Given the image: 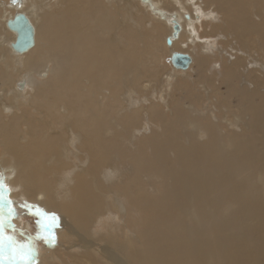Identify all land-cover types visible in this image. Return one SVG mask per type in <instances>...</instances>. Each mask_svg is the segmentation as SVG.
Wrapping results in <instances>:
<instances>
[{
  "label": "bare ground",
  "instance_id": "6f19581e",
  "mask_svg": "<svg viewBox=\"0 0 264 264\" xmlns=\"http://www.w3.org/2000/svg\"><path fill=\"white\" fill-rule=\"evenodd\" d=\"M42 1L0 0V87L16 103L0 106V193L8 211L24 198L52 214V224L85 248L65 264H100L90 250L98 242L120 246H100L106 264H264V0H149L142 4H155L163 20L147 13V22L137 0H64L59 15ZM195 2L209 20L201 49L190 55L196 79L163 108L151 101L156 68L140 76L138 45L147 41L150 59L188 53ZM14 11L35 29L25 55L11 48L6 22ZM172 19L181 31L167 49L160 41L171 36ZM163 24L167 36L158 35ZM212 39L224 40L218 46L227 57L213 53ZM122 177L129 183L120 184ZM105 217L111 232L122 224L108 241L103 231L95 235ZM19 225V218L0 223V236L31 249ZM128 228L138 243L122 238Z\"/></svg>",
  "mask_w": 264,
  "mask_h": 264
},
{
  "label": "rangeland",
  "instance_id": "374dc122",
  "mask_svg": "<svg viewBox=\"0 0 264 264\" xmlns=\"http://www.w3.org/2000/svg\"><path fill=\"white\" fill-rule=\"evenodd\" d=\"M44 1L39 2V3H40L41 6H45L44 7V8H46L45 11H47V13H49V14L57 13L56 15H59V14H61V11H63L66 8L65 3L63 2L64 0H46L45 3H44ZM129 1H131V0H129ZM193 1H196V0H193ZM9 2L12 3V2H14V0H9ZM62 2L64 3V5L62 4ZM136 2L137 3L139 2V4H138L139 6L138 5L136 6V4H135ZM42 3H43V5H42ZM135 3H134L135 4L134 7L137 8V11L139 12L138 14L141 15V13H142L141 17H144L146 22L149 20L147 13L149 15H154V16L156 14L158 16L161 14L160 12L157 13L158 8L155 7L156 6L155 4L152 5L150 8H148L147 6L143 5L140 2V0L135 1ZM113 4H115V2H113ZM195 5L199 8V10H198L199 13H198V17L194 21L195 23L193 24L194 33H193V36L191 38V36L189 34L191 31L189 33L187 32L188 34H186V38H185L187 40V42L189 43V46H187V48H188L187 52L188 53H186L189 56L191 55V51L196 47V45H197V47L198 46L200 47L199 44H203V39L204 40L206 39L205 35L203 33L204 32L203 24L206 23V22H209V20L207 19L208 16L206 15V12L202 9V4L198 3V2H195ZM119 7H120V5H119ZM121 7L124 8V6H122V5H121ZM122 8H120V10L124 11ZM147 8H148V10H147ZM155 8H157V9H155ZM14 10H16V9H14ZM207 10H209V9H207ZM17 11H14V12L18 13ZM14 12H12V13H14ZM42 12H43V10H41V12H40L41 16H40V13H36L39 16H37L36 14H35L36 16L33 15V20L32 21H34L33 23L35 25H37L38 22H39V19H37V18H41L42 17ZM144 12H145V15H144ZM126 13H128V12H126ZM130 13H133V12H130ZM133 14L135 16V13H133ZM161 20H163V17H162ZM123 22H125V20H123ZM134 22L135 21H133L131 23H134ZM33 23H31V24L33 25ZM149 23H151V22H149ZM168 33L169 32H168L166 26L164 24L161 25L160 28H159L158 35L167 36ZM12 35L13 34H11L10 36L12 37ZM201 36H204V38L201 37ZM191 40L193 41V44H191ZM212 41H213V39L211 40V43L214 44V46H215L213 48V53L217 54L218 56H220V55L226 56L224 54V52L227 54V51L224 50L223 52H221L220 46H218V42H220V41L224 42V40H220V41L217 40V42H212ZM116 42H118L120 44H123V40L120 39V38L116 39ZM143 42H144L145 45L143 43L138 45V47L140 46L138 48V51L139 52L143 51L145 53L144 55H142L140 57V59L142 58L141 61H143L145 63L143 66H141V68L143 70L141 73H143V74H140V76L148 74L149 73L148 71H153L156 68V70H157V76L156 77L157 78H155V79H153L151 81H152V83H155L157 85L156 90H158V92H157V95H155V97H153L154 100L151 99V101H155V102L159 103L161 106H163V108H170L174 103H176V97H177V99L180 97V100H181V98H182V95H181L182 86L184 84H187L186 87L189 88L190 87L189 85H191L192 81L194 79H196V76L194 75L193 72H194L195 69H197V67L192 62L191 68H187L186 70L175 69L171 65V62L168 60L169 56L168 57L167 56L164 57L162 54H158V55L155 56V58L152 57L150 59V55H149L150 54L149 53L150 47L148 46L147 41H143ZM160 42L163 43L165 45V47L167 48V46L165 44V41L162 40V38H161ZM167 49H170V48H167ZM200 49H201V47H200ZM234 54H236V51H234ZM240 54H241V52H240ZM23 55H25V54H23ZM232 56H233V54H231V57ZM231 57L228 58L230 61H232ZM152 59L155 60L156 67L153 66V64H150V63L148 64V62H150V60H152ZM200 59H201V57H200ZM146 60H147V62H146ZM206 64H207V62L204 63V65L201 66V68L203 70L205 69V67H206L205 65ZM147 65H148V67H147ZM221 68H222V63H219L218 67H212L209 71L211 73H215V72H218V69H221ZM49 69H51V65L50 64H49ZM208 69H209V67H206V70H208ZM185 73H186L187 76H186V79L183 80L182 75H185ZM216 79H219V78H216ZM0 81H2V80H0ZM2 82H4V81H2ZM24 87H25V85L23 83H19V89L22 90ZM3 89H4V91H3ZM25 89L26 88H24L23 90H25ZM5 90H6L5 87H3V88H2V86L0 87V93L2 94V95L0 94V106H1V108H3V106H9V105L13 106L14 104H16L15 102H13V100L9 101L8 98L5 97V94H7V93H5ZM26 94H28L30 96V98H31L32 95H30L29 92L26 93ZM26 94H24V95L26 96ZM22 104H24V103H22ZM143 104H146V103H142V105ZM214 104H215V102L213 103V105ZM150 105H151L150 103L146 104L147 111L151 110V107H149ZM29 109H30V111H29L30 114H34V116H35V112L36 111L35 112L31 111L30 107H29ZM42 117H43V115H42ZM144 129L147 130L146 128H144ZM120 181H121L120 184H122V183L128 184L129 183L128 178H125V177H122V179H120ZM120 181H117L115 184H117V183L119 184ZM151 183L153 185L148 183L147 192L152 190V188L154 186V182H151ZM1 194H3V193L2 192L0 193V223H2V224L11 223L12 219L16 220L17 218H19V224L20 225L19 226H15V227H17V228L19 227L18 229L22 230L21 232L23 233L25 238L27 237L26 239L31 244V250H32L31 251L32 252L31 260L33 261L34 264H42L41 261H43V260H45L44 264H65V261H64L65 260V256H67V257H69L70 255L78 256L80 253L85 251V250H83V249H85L83 247V245L79 243V241L76 239V237L70 231H66L64 229H59V227H55L52 224V222L49 219V217L52 214H49V212L46 211L44 208H42L40 206H37V205H35L33 203L27 202V200H25L24 198H19L20 200L18 199L16 201L17 204L18 203L19 204L14 206L13 207L14 209L11 212V211H8V207L5 205L6 201H8L9 199L4 194L3 195H1ZM111 199H113V200L115 199L116 200L117 199L116 195H113L111 197ZM145 219H144L143 227L146 226L147 224H149V220L151 218H148V216H146ZM134 221H135V219H132L130 221V224H134ZM116 222H119V220L116 221ZM121 228H122V224H120L119 226L117 225L114 228V231L111 232L110 229H113V226H112V223H111V218L105 217L104 221L97 227L98 231L96 232L95 235H101V234L104 233V235L106 236L105 238H107V241H108L110 238L114 237L113 236L115 234L114 232L116 230H120ZM101 231H103V233ZM125 232H126V234H124L123 237H122L121 234H119L118 236H121L125 240L129 239V240L132 241V243L133 242L136 243V241L138 243V240H137L138 238L135 237V235H136L135 230L131 231V229L128 228ZM18 235L20 236L19 233H18ZM97 242L98 241H96L95 243H97ZM98 244L100 246L106 245V246H110L112 248L115 247V249H120V246L117 245V244L110 245L108 243L109 244L108 245L106 242H98ZM62 245H64V246L62 247ZM5 246H6L5 250L2 253H0V257H2L1 264H12V263L15 262V260L14 261H10L8 256H7L9 254V252H10V249L7 248V242H6ZM100 246L91 247L90 250L93 252V256L96 259V261L100 262V264H106L105 261H104V258H103L102 252H101L102 250H101ZM75 252H76V254H75ZM123 254H125V253H122L121 256H123ZM50 259H52V260L50 261Z\"/></svg>",
  "mask_w": 264,
  "mask_h": 264
},
{
  "label": "water",
  "instance_id": "95a60500",
  "mask_svg": "<svg viewBox=\"0 0 264 264\" xmlns=\"http://www.w3.org/2000/svg\"><path fill=\"white\" fill-rule=\"evenodd\" d=\"M149 0H141L143 4H149ZM158 13V11H157ZM161 13V12H160ZM161 13L159 16L163 17ZM188 18V15H186ZM172 33L167 37L165 43L171 47L175 38H178L181 31V26L176 19L171 20ZM6 28L15 34V40L11 43V48L14 52L23 54L28 52L35 44V31L28 19L23 13H16L6 22ZM171 65L178 70H186L191 63V57L186 53L172 52L170 56Z\"/></svg>",
  "mask_w": 264,
  "mask_h": 264
},
{
  "label": "snow or ice",
  "instance_id": "6c2138e0",
  "mask_svg": "<svg viewBox=\"0 0 264 264\" xmlns=\"http://www.w3.org/2000/svg\"><path fill=\"white\" fill-rule=\"evenodd\" d=\"M7 241V248L10 249L9 252V260L14 261L16 259H20L27 264V262L31 259V249L28 245H19L17 246L11 237H2L0 236V253L5 250L4 241Z\"/></svg>",
  "mask_w": 264,
  "mask_h": 264
}]
</instances>
